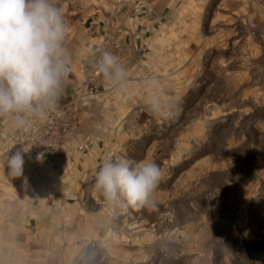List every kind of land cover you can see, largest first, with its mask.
I'll return each instance as SVG.
<instances>
[{"label": "rangeland", "instance_id": "1", "mask_svg": "<svg viewBox=\"0 0 264 264\" xmlns=\"http://www.w3.org/2000/svg\"><path fill=\"white\" fill-rule=\"evenodd\" d=\"M56 3L76 126L50 158L23 153L20 177L1 139L0 264H264V0ZM102 51L127 68L122 88L96 73ZM154 93L173 101L164 115ZM115 155L161 166L158 211L95 189Z\"/></svg>", "mask_w": 264, "mask_h": 264}, {"label": "clouds", "instance_id": "2", "mask_svg": "<svg viewBox=\"0 0 264 264\" xmlns=\"http://www.w3.org/2000/svg\"><path fill=\"white\" fill-rule=\"evenodd\" d=\"M67 35L56 0H0V119L27 132L31 119L45 120L55 111L71 73ZM119 60L102 51L94 62L96 73L113 88L128 83L127 68ZM155 84V78L146 79L147 88ZM172 103L155 93L146 99L150 111L158 116ZM25 152L22 148L7 156L10 176L23 175ZM43 158V152L36 156L37 161ZM163 179L164 171L155 161L115 155L99 167L94 187L109 203H119L123 197L127 206L152 212L158 211L155 192Z\"/></svg>", "mask_w": 264, "mask_h": 264}, {"label": "built area", "instance_id": "3", "mask_svg": "<svg viewBox=\"0 0 264 264\" xmlns=\"http://www.w3.org/2000/svg\"><path fill=\"white\" fill-rule=\"evenodd\" d=\"M91 81L88 79L85 88ZM75 126L74 110L69 104L60 105L58 102L55 111L49 113L47 119H31L27 132L18 128L10 132L3 140L5 145L2 154L11 156L24 148L28 161L36 160V156L41 152L44 153V158H50L51 152L59 145L60 137L69 134Z\"/></svg>", "mask_w": 264, "mask_h": 264}, {"label": "crops", "instance_id": "4", "mask_svg": "<svg viewBox=\"0 0 264 264\" xmlns=\"http://www.w3.org/2000/svg\"><path fill=\"white\" fill-rule=\"evenodd\" d=\"M84 62H82L83 64ZM65 101V99L61 98V102ZM16 127L7 120L0 119V142L1 139L7 136L10 132H12Z\"/></svg>", "mask_w": 264, "mask_h": 264}]
</instances>
